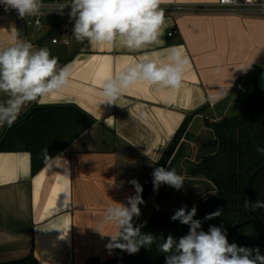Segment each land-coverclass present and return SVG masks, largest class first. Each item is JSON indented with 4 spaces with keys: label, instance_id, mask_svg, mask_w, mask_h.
<instances>
[{
    "label": "crops",
    "instance_id": "1",
    "mask_svg": "<svg viewBox=\"0 0 264 264\" xmlns=\"http://www.w3.org/2000/svg\"><path fill=\"white\" fill-rule=\"evenodd\" d=\"M217 3L163 0L161 35L139 50L128 49L119 39L103 46L74 42L72 20L43 19V35L31 43L34 49L53 51L71 76L60 92L25 105L11 128L0 127V263L30 254L37 264L113 260L117 249L109 254L105 247L110 237L93 228L108 207L126 204L135 195L130 180L145 188L187 115L200 109L165 165L184 176L183 187L152 188L133 223L142 224L156 209L169 216L185 205L190 210L216 192L206 178L188 174L218 149L204 120L237 115L256 86L249 80L251 72L264 71V18L235 14ZM179 6L196 10L174 11ZM3 10L0 48L15 42L18 21ZM172 30L177 34L168 37ZM57 34L68 39V46L74 43L59 55L54 47L66 45ZM173 46L189 61L179 90L138 82L116 104L105 102L104 80L144 60L167 63ZM2 99L6 97L0 94ZM104 231L116 229L108 224Z\"/></svg>",
    "mask_w": 264,
    "mask_h": 264
},
{
    "label": "clouds",
    "instance_id": "2",
    "mask_svg": "<svg viewBox=\"0 0 264 264\" xmlns=\"http://www.w3.org/2000/svg\"><path fill=\"white\" fill-rule=\"evenodd\" d=\"M163 0H70L60 3L55 10L63 14L70 6L68 16L74 22L72 35L77 42L87 41L90 45H112L118 39L131 50H139L158 41L165 13L160 7ZM235 3V0H224ZM5 10L15 9L21 19L37 16L44 7L43 0H0ZM15 42L0 48V127L11 128L18 119L23 107L32 102L42 103L44 98L60 92L69 84L71 72L67 65L59 66L58 58L47 48L34 49L31 42L20 39L14 28ZM187 57L178 47L170 49L169 62L158 64L144 60L129 65L124 71L102 83V95L108 104L115 101L133 84L147 82L179 90L182 87ZM256 151L264 154V147ZM153 188L158 190L167 184L176 190L183 187L185 178L175 168L157 167L153 173ZM135 195L126 198L127 203L116 202L108 207L103 220L93 228L102 237H110L105 245L109 254L119 249L128 254H136L141 247L150 248L156 244L157 251L166 254L165 264H264V255L258 247L249 248L229 243L226 230L215 225L207 232L202 230V222L194 219L197 208L188 210L183 206L175 211L171 220H179L189 226L186 235L179 239L171 234L164 238L153 233L141 231L147 221L134 225V218L141 215L139 205L144 203L141 193L143 187L132 179ZM244 206L251 211L264 209V201L244 200ZM222 209L207 214L204 219L211 220L221 216ZM111 224L116 231L106 234L104 228Z\"/></svg>",
    "mask_w": 264,
    "mask_h": 264
},
{
    "label": "trees",
    "instance_id": "3",
    "mask_svg": "<svg viewBox=\"0 0 264 264\" xmlns=\"http://www.w3.org/2000/svg\"><path fill=\"white\" fill-rule=\"evenodd\" d=\"M201 111L200 109L187 115L158 167H165L190 121ZM204 123L218 140V149L214 155L207 156L198 164L191 166L188 174L206 178L216 189L212 196L195 206L197 213L194 219L200 220L202 230L207 232L211 225L222 226L225 230L251 218L244 206V200H248L249 195L248 178L255 170L264 166V154L256 151L257 146L264 147V92L255 86L237 115L213 122L204 120ZM152 188L153 176L141 193L144 203ZM251 190V202L264 201V170L253 179ZM144 203L139 205L140 209ZM218 209L223 210L221 216L211 220L204 219L207 214ZM253 213L256 216L255 222L237 231L226 233L227 239L229 243H236L239 246L258 247L261 255H264V209H257ZM146 221L147 224L141 231L153 233L158 237L163 235L167 238L171 234L179 239L189 231L188 225L181 224L179 220H171V216L160 209L154 210ZM165 256L166 254L157 251L156 244H153L150 248L141 247L136 254H128L117 249L113 260L101 262L97 258H90L84 264H116L122 258H128L134 264H165ZM0 264L37 262L30 254L21 260Z\"/></svg>",
    "mask_w": 264,
    "mask_h": 264
},
{
    "label": "built area",
    "instance_id": "4",
    "mask_svg": "<svg viewBox=\"0 0 264 264\" xmlns=\"http://www.w3.org/2000/svg\"><path fill=\"white\" fill-rule=\"evenodd\" d=\"M60 3L56 4H44V7L41 8L40 14L37 16H25L24 19H21L18 15L17 10L8 9L7 11L13 12V14L18 17V20L25 21L26 24V32L28 29H31V32L38 33L43 30V19L46 17L49 18H69L68 13L70 11V6L66 7L63 10V14L59 11L55 10ZM217 7L225 8L229 11L243 15V16H258L264 18V0H235V3H225L224 0H218ZM3 11H6L5 8ZM196 9L192 6H179L175 8L174 11L178 12H194ZM177 34L176 30H172L168 33V37L174 36ZM52 44H57V39H52ZM61 43L64 45H68V39L63 36L61 39Z\"/></svg>",
    "mask_w": 264,
    "mask_h": 264
},
{
    "label": "water",
    "instance_id": "5",
    "mask_svg": "<svg viewBox=\"0 0 264 264\" xmlns=\"http://www.w3.org/2000/svg\"><path fill=\"white\" fill-rule=\"evenodd\" d=\"M16 30L18 31V33L20 35L19 38H24L27 35L25 21L18 20L17 23H16ZM255 85H256V87H257V89L259 91L264 92V71H262L259 74V76H258V78L256 80ZM263 170H264V166L259 167L248 178V190H249L248 200L249 201L252 200V190H251L252 181ZM247 211L251 215V218L249 220L245 221V222L238 223V224H236V225H234V226H232L230 228L225 229L226 230V233H229V232H232V231H237L240 228H242V227H244V226H246L248 224H251V223L255 222L256 216L253 213V211L249 210L248 208H247ZM123 263H126V264H134L128 258H122V259L118 260L116 264H123Z\"/></svg>",
    "mask_w": 264,
    "mask_h": 264
},
{
    "label": "rangeland",
    "instance_id": "6",
    "mask_svg": "<svg viewBox=\"0 0 264 264\" xmlns=\"http://www.w3.org/2000/svg\"><path fill=\"white\" fill-rule=\"evenodd\" d=\"M57 19H59V20H70V18H57ZM48 21V20H47ZM46 21V22H47ZM43 35V30L41 31V32H38V33H33V32H31V29L29 28L28 29V31H27V35L23 38V39H25V40H27V41H29V42H33L34 40H36L37 38H40L41 36ZM57 36L61 39L62 37H61V35L60 34H57ZM71 40H73L74 42L76 41V39H71ZM73 45H74V43H72L70 46H66V47H62L63 45H61V46H57V47H54V50L56 51V55H59L60 53H62V50H70L72 47H73ZM50 53H51V55H54L53 54V51H51L50 50ZM258 76H259V69H254L252 72H251V74H250V76H249V80H251V81H256L257 80V78H258Z\"/></svg>",
    "mask_w": 264,
    "mask_h": 264
}]
</instances>
